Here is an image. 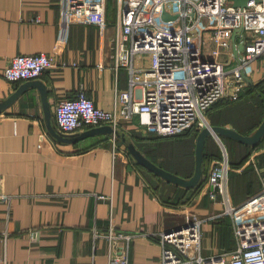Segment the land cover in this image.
Instances as JSON below:
<instances>
[{
    "label": "crops",
    "instance_id": "0c3cea01",
    "mask_svg": "<svg viewBox=\"0 0 264 264\" xmlns=\"http://www.w3.org/2000/svg\"><path fill=\"white\" fill-rule=\"evenodd\" d=\"M61 11L60 0H0V101L21 84L9 83L2 75L11 58L48 54L60 46L58 58L67 62L66 67L49 69L38 78L47 88L49 120L54 127V108L60 100L74 98L82 89L97 108L112 110L116 95L128 82L124 68L114 70L112 17L108 15L113 24L109 22L101 34L93 25L71 24L64 39ZM221 126L233 128L227 123ZM121 130L129 137L140 133L144 138L191 140L190 176L167 171L186 179L192 176L197 136L153 134L138 125L137 117ZM221 137V142L213 136L206 138L218 154L204 166L205 176L214 161L223 160L222 146L228 155ZM253 151L240 167L230 164L228 191L234 206L261 191L264 159H252ZM157 161L165 163L162 157ZM140 166L124 143L110 135L59 142L46 126L40 93L34 87L23 92L0 110V264H107L106 239L95 237L94 231L105 234L110 215L117 232L133 235L128 243L129 262L158 264L161 245L156 235L183 224V211L191 208L203 219V258L237 247L230 215L201 188L171 184L145 167L151 175L143 174ZM262 206L264 199L255 208L260 211ZM243 218L247 219L246 212Z\"/></svg>",
    "mask_w": 264,
    "mask_h": 264
},
{
    "label": "built area",
    "instance_id": "2783aa9c",
    "mask_svg": "<svg viewBox=\"0 0 264 264\" xmlns=\"http://www.w3.org/2000/svg\"><path fill=\"white\" fill-rule=\"evenodd\" d=\"M115 3L111 56L114 70L124 68L128 73L127 88L118 92L112 110L97 108L82 89L76 97L60 100L54 108L55 124L63 135L102 125L121 130L136 117L140 127L157 135L200 131L208 125L206 115L214 103L237 101L256 83L257 62L264 77V0H249L243 7L228 0ZM60 6L64 39L71 24L93 25L100 34L109 24L107 0H60ZM163 12L176 18L164 21ZM240 44L243 49L236 57L233 50ZM60 53L57 46L48 54L15 55L2 75L12 84L38 79L49 69L66 67ZM221 148L223 160L212 163L199 188L230 215L237 247L203 258V219L192 208L184 209L183 224L155 237L161 245L158 264H264V206L260 211L255 208L264 199V173L259 195L234 206L228 191L229 158ZM251 156L264 159V147ZM111 216L108 231H94L95 237L106 239L107 264H131L128 243L133 235L117 232Z\"/></svg>",
    "mask_w": 264,
    "mask_h": 264
},
{
    "label": "trees",
    "instance_id": "16d2710c",
    "mask_svg": "<svg viewBox=\"0 0 264 264\" xmlns=\"http://www.w3.org/2000/svg\"><path fill=\"white\" fill-rule=\"evenodd\" d=\"M109 1L110 0H107L108 12L110 5ZM208 114L209 121L213 125L221 126L227 123L232 125L239 133L249 134L254 132L264 118V77L257 80L256 83L250 84L245 92L241 94L239 100L231 102L222 99V101L214 103L208 111ZM198 132V130L194 129L188 131L186 135L195 138ZM130 137L136 147H138L145 157L150 159L153 163H157L164 169L171 172L174 171L179 175L190 176L193 169V161L191 164L190 160L192 159L189 157V154L192 152L190 151L191 140L172 136V138L153 137L152 135L148 138H144L140 133L132 134ZM221 139L227 148L229 164L238 167L249 157L253 150L258 149L259 146H264V137L254 148L239 144L226 137H221ZM211 141L212 140L209 139L207 140L204 150V166L209 163L212 157H216L218 154L216 146ZM175 144H181L183 147L186 145V149L181 152L173 151L170 153V146ZM158 157L164 158L165 163H158ZM140 168L144 170L143 174L146 173L151 175V173L146 171L143 167L140 166ZM200 186L201 184L198 185L197 188ZM185 191L186 190H184V192Z\"/></svg>",
    "mask_w": 264,
    "mask_h": 264
},
{
    "label": "water",
    "instance_id": "95a60500",
    "mask_svg": "<svg viewBox=\"0 0 264 264\" xmlns=\"http://www.w3.org/2000/svg\"><path fill=\"white\" fill-rule=\"evenodd\" d=\"M232 2L234 7L245 6L249 0H228ZM176 15H169L166 12H163L161 15V19L164 21H168L171 19H175ZM243 46L240 44L238 48L234 47L233 53L238 57V51H241ZM32 87L36 88L37 91L41 95L43 110L45 112V120L46 126L48 127L49 133L62 143H73L76 141H80L85 139L86 137L98 136V135H110L119 140V142L124 143L129 154L137 164L139 163L143 167H145L148 171L160 176L167 182L171 184H176L186 189L194 188L200 185L204 181V148L206 145V138L208 136H213L215 139L219 140V136H227L231 139H234L238 143H243L245 145L256 147L258 143L264 137V118L257 129L251 134H242L237 132L235 129L227 127V126H217L208 123V125L202 129L197 137H196V147H195V167L192 176L189 179L183 178L175 173H170L164 168L158 166L156 163L154 164L151 160L147 159L144 154L136 147L134 142L131 141L130 137L122 130L114 129L109 125H102L101 127L89 128L85 131L63 135L61 134L56 127H54L50 122V110L49 104L47 101L48 93L45 84L39 79H32V81H27L21 83L13 94L7 99L0 101V110L8 108L15 100L23 94V92L31 89ZM221 142V141H220ZM222 146V145H221Z\"/></svg>",
    "mask_w": 264,
    "mask_h": 264
},
{
    "label": "rangeland",
    "instance_id": "374dc122",
    "mask_svg": "<svg viewBox=\"0 0 264 264\" xmlns=\"http://www.w3.org/2000/svg\"><path fill=\"white\" fill-rule=\"evenodd\" d=\"M109 12H108V15H109V18H111L112 17V20L113 21H115V17H116V12H117V5H116V3H115V0H110L109 1ZM111 16V17H110ZM112 21V22H113ZM108 22H110V19H108ZM112 22H110L111 24H113ZM115 23V22H114ZM255 67H256V69H258V71H256V73H255V75H254V77H253V80L254 81H256V80H259L261 77H262V75H263V73L260 71V69H259V62H257L256 63V65H255ZM208 116V114L206 115V117ZM142 128V127H141ZM187 133V132H186ZM262 147H264V146H259L258 147V149L259 148H262ZM186 149V145L183 147L181 144H175V145H172V146H170V148H169V152L170 153H172L173 151L175 152H181V151H184ZM257 149V150H258ZM221 150H222V148H221Z\"/></svg>",
    "mask_w": 264,
    "mask_h": 264
}]
</instances>
